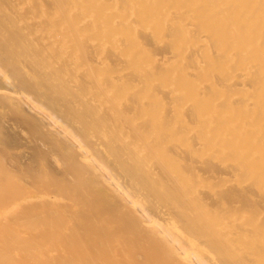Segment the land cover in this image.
Instances as JSON below:
<instances>
[{"label": "bare ground", "instance_id": "obj_1", "mask_svg": "<svg viewBox=\"0 0 264 264\" xmlns=\"http://www.w3.org/2000/svg\"><path fill=\"white\" fill-rule=\"evenodd\" d=\"M0 264H264V0H0Z\"/></svg>", "mask_w": 264, "mask_h": 264}]
</instances>
